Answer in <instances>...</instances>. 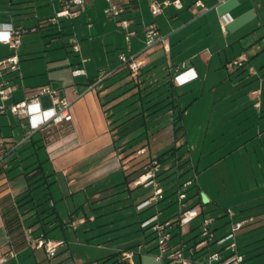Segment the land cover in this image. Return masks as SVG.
Returning <instances> with one entry per match:
<instances>
[{
    "label": "crops",
    "instance_id": "0c3cea01",
    "mask_svg": "<svg viewBox=\"0 0 264 264\" xmlns=\"http://www.w3.org/2000/svg\"><path fill=\"white\" fill-rule=\"evenodd\" d=\"M112 1L124 8L122 15L131 20L130 27L136 31L135 36L127 44L124 43L125 48L121 46L123 29L116 24V19L104 16V9ZM179 1L180 7L169 4L161 13L153 16L149 0H88L86 6L89 8L76 18L41 25L44 19L54 16L62 7L61 0H0V58L13 52L1 41L8 23L26 28L38 27L35 31L42 33L43 37H49L51 41L63 40L68 49L67 57L47 56L43 40H39L42 46L38 44L39 41L34 45L33 39L21 35L20 45L16 49L18 69L5 71L0 76V82L8 80L15 86L10 97H0V106L6 107L0 113V252L6 257L0 264H83L101 258L106 261L108 259L105 257L115 253L113 260L134 264L136 250H145L152 255L155 248H152L154 242L147 239L151 231L141 227V222L153 215L161 220L168 219L177 212L162 217L161 212L157 211L141 219L139 226L146 237L143 244L131 245L129 241L119 243L111 253L87 256L85 260H80L84 262L78 263L72 258L73 252L69 250V240L65 235L64 244L53 257H48L44 248H34L26 242L24 229L29 226L24 222V214L29 211L22 212L15 198L27 189L25 172L38 164L50 182L51 199L55 197L52 183L60 180V196L66 203L68 217L63 219L52 204L55 214L31 227L35 237L39 235L35 230L42 223L57 226L60 221V226L72 228L70 221L82 219L72 228L77 235L80 225L96 221V209L131 197V191L140 185L152 187V192L146 197L138 201L132 199L136 210L141 212L168 200L175 193L177 187L169 192L162 184L164 179L172 173L182 175L191 169L193 175L183 181L193 182L191 186H194L195 192L189 196L191 201L201 202V214H204L205 204L212 203L220 208V191L213 192L206 188L208 178H205V170H213L222 162L224 167L220 168L218 178L224 187L226 183L234 187L235 179L240 186L248 187L247 192L238 193V197L235 188L231 189L228 195L233 194V202L261 203L260 199L264 197V0H199L202 5L197 4L198 0ZM43 4L45 12L40 14L39 6ZM118 18L123 17L120 14ZM150 23L156 25L160 35L167 37L168 51L159 41L146 46L145 28ZM64 34H67V40L62 37ZM80 36L102 40L108 36L106 45L113 48L109 51L122 50L116 53L119 64L101 77L83 78L88 75L87 66L91 58L79 56L83 48V43L77 40ZM75 42L78 50L72 47ZM121 53L143 59L137 81L132 80L128 68L122 65L119 58ZM241 55L246 57L242 65H228ZM72 56L78 58L73 59ZM37 58L46 60L32 63ZM182 63H185V69L178 78H174L181 70ZM62 66H69L71 72L81 68L84 73L76 76L71 73L74 81L70 82L64 80L61 74L52 73ZM249 67H253L254 71H250ZM122 74L128 80L124 86L117 81ZM40 85L56 89L70 102V117L31 129L27 118L12 113L8 107L34 95V89ZM117 92L126 93V98L133 100L131 103L135 102L136 107L125 111L127 117L114 125L116 119H111L107 102L115 105ZM38 101L42 109L53 106L47 93L40 94ZM163 110L169 111L173 120L178 116L181 128L174 132V149L159 160L160 168L155 182L162 188L161 197L139 207L153 196L154 184L136 185L133 181L137 177L132 179L133 175L127 177V174L140 164L147 166L159 154H153L149 144L140 138L145 146L127 148L124 145L144 131L120 143L116 128H125L135 122H152ZM32 120L35 123L38 117ZM150 131L154 132V127L148 129ZM123 135L127 138L131 132H124ZM22 149L32 151L36 158L28 164H25L28 161L18 164L24 181L12 188L7 174L8 157ZM135 149L133 154L125 156ZM131 157L141 160L140 164L131 167ZM167 157H172L171 165L162 163ZM211 176L215 181L216 174L212 173ZM241 191L244 192L243 189ZM173 202L176 200H171L165 207ZM32 213L35 214V210ZM45 215L42 213L38 219ZM245 217L238 220L244 221L240 228L250 222L264 221V215L248 216V220ZM175 235L177 230L173 232V237ZM192 243L193 239L187 245ZM128 250L133 252L131 259L120 261L121 253ZM10 251L14 252L13 256H10ZM239 253L245 260V254Z\"/></svg>",
    "mask_w": 264,
    "mask_h": 264
},
{
    "label": "rangeland",
    "instance_id": "374dc122",
    "mask_svg": "<svg viewBox=\"0 0 264 264\" xmlns=\"http://www.w3.org/2000/svg\"><path fill=\"white\" fill-rule=\"evenodd\" d=\"M87 1L88 0H85V6L81 13H84V11L87 8H89L86 6ZM112 2L114 3V1ZM39 7H40L39 8L40 14H44L45 5L43 4ZM104 16L106 18L109 17L105 14V12H104ZM121 16L125 18L124 15L121 14ZM112 34H114V32ZM122 35L124 37V40L121 41L123 43V45L121 46L125 48L124 43L127 44L128 41L126 40L124 33ZM22 36H25L26 38L30 37L31 39H33L34 45H36L35 44L36 41L43 40L44 48L47 50L45 52L47 56H51V55L55 57L68 56V52H67L68 49L65 46L63 40L51 41L49 37H43L42 33L32 29L24 32ZM108 36L104 40H102L101 38H93V37H85V38H82L81 36L79 38L76 37L78 43H83L82 46L83 48L82 51L79 53L80 54L79 56L91 58V61L90 63H88L87 66L88 75L83 76V78L93 79L95 77H101L103 75H106L105 73L107 71L113 70L119 64V60L116 57L117 56L116 53L117 51L121 52L122 50L109 51V49L112 50L113 48L109 45H106V42H108L107 41ZM62 37L64 38V40H67L68 38L67 34H64ZM41 41L38 42L39 45H41ZM72 58L76 59L78 57L72 56ZM45 60H46L45 58H37L35 60H32V63H37ZM52 73L61 74L64 77V80H69L70 82L74 81V77L71 74L72 72L70 71L69 66H62L58 70H54ZM117 81L120 82V85L124 86L128 80H126L122 74L121 79ZM116 95L117 97L115 100L117 103L115 105L107 102L108 110L109 113L111 114V119H116V121L113 122L114 125L120 123L119 121L120 119L127 117L126 115H124L125 111L129 109L130 110L134 109L136 107L135 102L131 103L133 100L126 98V93L117 92ZM174 124L175 123L173 121V116L171 115V113H169V111L167 110L165 111L163 110L154 118L152 122L141 123V124L135 122L132 123L131 125L128 126L126 125L127 127L125 128H121L124 126L117 127L116 136L119 142L121 143L127 140L128 138L133 137L136 134L138 135V133L140 134L142 131H144L139 136V138L145 140V142L149 144L151 152L155 155L157 154L167 155L175 147ZM152 127H154L155 131L148 132V129H151ZM124 132H128V133L131 132V135L125 138L123 137ZM31 152L32 151H28L27 149H22L19 152L17 151L13 152L8 157L7 163L9 165H8L7 174L12 188L19 186V183L21 181H24L23 176L20 174L21 166H19L18 164L20 162H27V161L28 162L25 164H28L33 160H35L36 155L31 154ZM171 158L172 157L165 158L164 160H162V163L170 164ZM223 165L224 163L222 162L219 166H216L213 170H205L206 171L205 175H207L205 178L206 179L208 178V185H206V188L213 192H217V190L220 191L219 196H220V200H222L220 203L221 207L216 208L215 205H213L212 203L205 204L203 206L204 214L198 215L190 222V227H194L193 230L187 234L175 235L174 237H172L170 241L171 243H175L180 240L185 241L186 244L192 242L191 238L194 235L198 234V232L200 231L199 224L205 218L212 220V225H211L212 229L214 230V232L217 234L218 237H221L222 235L227 234L231 230L232 223L238 222L239 218H241L242 216H247L245 218L246 220H248V216H252V215L254 216L256 214L257 216L264 215V197L260 199L261 203H254L256 205L253 204V201L244 204L233 202L234 200L233 194H231L232 196H229L228 195V193L230 194L229 191L235 188L236 196H237L238 193L241 194L246 193L248 187L240 186L237 179L234 180V187H232L228 183H226L225 185L226 187H224L222 181L220 180V178H218L220 168H223L224 167ZM193 173H194L193 169L185 172L182 175H177L176 173H172L169 177H167L162 181V184L169 189L168 190L169 192H171L177 187V185L173 186L174 184H177V182L178 183L183 182L184 180L190 178L193 175ZM212 173L216 174L217 176L215 181L212 179L211 176ZM59 181L52 183L53 184L52 188L55 197L53 199L44 202L42 205L38 206V208L42 209L44 207H48L54 204L56 209L60 213L61 217L63 219H67L68 217L67 207L65 201L61 199L60 196ZM241 188L244 190V192L241 191L242 190ZM151 192H152V187H144L143 185H140L136 190L131 191L132 194L131 197L118 201L113 205L100 207L96 209L94 213V215L97 216L96 221L93 223L87 221V223H85L84 225H80L77 235L75 231L68 226H64V225L53 226L48 223L46 224V226L44 225L46 229H44V226H39L36 228L35 231L38 232L37 234L39 235H44L45 231L47 230V235H45V237L51 240H59L58 238H60V240L63 241L66 235L68 237L67 240H69V246H70L69 250L70 252H73L72 258L74 259L75 262L78 263L84 262L80 260H85L87 256H104L108 253H111L114 250L113 248L117 246V244L119 243L129 241L131 242L130 243L131 245H135L136 243L143 244L146 240V237L144 232L140 229L139 221L157 211L161 212L162 217L169 215L173 212L178 211V207H179L177 202L175 203L173 202L172 204L165 207V205L168 204L171 200L172 201L176 200L177 194L174 193L168 197V200L166 199L164 201H160L152 206H149L143 211L138 212V210H136L134 203H132V199L138 201L139 199L149 195ZM194 192H195L194 186H190L187 190V195L191 196L194 194ZM127 195L129 196V192H127ZM29 207L30 204L23 205L21 211L24 212ZM224 208L230 210V213H227V210ZM224 213L226 214L224 215ZM233 215L236 216L233 217ZM37 218L38 215L33 214L32 211L31 212L29 211L28 213L24 214V222L26 225L35 222ZM124 221H126V223H123ZM84 228L85 229L89 228V230L84 231L83 230ZM234 234H235V241L237 242L238 245V251L244 253L246 256L245 260L240 262V264H264V221L262 222V220H257L255 222H250L243 228L236 229ZM147 239L152 240L154 242L152 248L156 246L153 234H150L147 237ZM228 242L229 240L225 241L224 244L221 246L217 245L216 243H212L209 245L208 250L210 252L219 251V254L223 256L226 253L230 252L227 247ZM156 252H157L156 247L152 249V255H149L145 250L143 252L140 250H136L134 264H158V262L154 258V254ZM140 255H141V259H140ZM83 264H129V263L128 262L120 263L117 260H113L112 258L103 261V258H101L99 260H95Z\"/></svg>",
    "mask_w": 264,
    "mask_h": 264
},
{
    "label": "built area",
    "instance_id": "2783aa9c",
    "mask_svg": "<svg viewBox=\"0 0 264 264\" xmlns=\"http://www.w3.org/2000/svg\"><path fill=\"white\" fill-rule=\"evenodd\" d=\"M62 7L56 11L54 16L45 19L43 22L45 24L53 23L58 24L60 19H73L82 12L85 6V0H61ZM174 4L180 7L179 0H149V8L153 16L158 15L162 12V9L169 5ZM197 4L202 5L198 0ZM124 8L116 3H109V5L104 9L107 16L116 19V24L121 27L124 31L126 40L129 42L130 39L135 36L136 31L130 27L131 20L126 18H118L122 14ZM34 30V27L26 28L22 26H15L11 23L6 25L5 36L1 39L2 42L7 44L13 52L6 56L0 58V76L3 75L5 71H14L18 69L19 57L16 53V49L20 45L21 35L28 31ZM161 42L163 48L168 51L167 37L160 35L156 25L150 23L145 28V44L147 47L153 45L156 42ZM74 50H78V45L75 42L72 46ZM122 65H124L129 70V75L132 80L137 81L140 68L143 64V59L137 56L127 55L121 53L119 55ZM246 61V57L241 55L237 59L230 62L229 66L242 65ZM185 63L180 65V71L175 75L174 78H178L185 69ZM250 71H254L253 67H249ZM84 70L81 68H76L72 70L74 76L83 74ZM15 86L11 84L8 80H3L0 82V97L2 99L11 96L12 91ZM47 93L52 99L53 106L48 109H42L40 107L38 96L40 94ZM70 102L64 97L59 95L56 89L50 88L48 85H40L34 89V95L24 99L19 102L11 104L8 109L20 116L27 118L28 125L31 129H37L42 125L59 122L70 117L69 114ZM6 107L0 106V113L5 111ZM34 117H38V121L32 122ZM32 120V121H31ZM1 150V141H0ZM1 157V151H0ZM160 168V162L156 159L152 160L146 167L145 171L139 175L133 182L134 184L141 183H153L154 193L153 196L148 200L142 202L139 207L147 205L152 200H157L162 195V188L157 186L155 182L156 173ZM192 180L185 181L177 186L176 188V202L178 203V211L176 214L168 219L161 220L157 215L141 222V227H147L148 230L154 235V240L156 243L157 252L154 254L155 260L158 264H240L243 261V255L239 253L237 242L235 241V230L243 225L244 221H238L232 223L231 230L222 237H217L214 230L212 229V220L205 218L200 224V231L193 239L191 245H187L185 241H178L171 244V239L173 237V232L177 230V234H187L190 233L191 227L190 222L192 219L201 214V202L191 201V197L187 195V190L192 184ZM227 213L230 210L226 209ZM83 220L70 221L69 225L75 228L79 222ZM24 235L26 242L34 248H44L48 257H53L57 249L64 244L63 241L51 240L46 238L44 235L33 236V230L31 227L24 229ZM227 247L229 253L227 255L221 256L219 251L210 252L208 247L212 243L218 245H223L225 241H228ZM14 252L10 251V256H13ZM133 255L131 250L123 251L120 255V261L130 260ZM5 255L0 252V263L5 260Z\"/></svg>",
    "mask_w": 264,
    "mask_h": 264
},
{
    "label": "trees",
    "instance_id": "16d2710c",
    "mask_svg": "<svg viewBox=\"0 0 264 264\" xmlns=\"http://www.w3.org/2000/svg\"><path fill=\"white\" fill-rule=\"evenodd\" d=\"M43 21L41 22V25H45V23ZM37 29H38V27H34V30H37ZM173 121L175 123L174 124L175 125L174 126V132L176 133L181 128V124L179 123L178 116H176ZM124 145H126L127 148H130L132 146H145V144L141 143V140H139V137H135V138L128 140ZM123 147H125V146H123ZM135 151H136V149L130 153H127L125 156H129V155L133 154V152H135ZM161 157H162V155H158L157 158H153V159H151V161L154 159L159 161ZM134 159H135V157H131L129 160V161H131V160L133 161L131 164V167H134V166H137L140 164L141 160H134ZM145 167H146L145 163L142 165L140 164L139 166L133 168L132 171L129 174H127V177L131 174V175H133L132 179H135L136 177H138L139 175H141L145 171ZM25 176H26V179L28 181V186H27V189H25L23 192L19 193L15 197L16 203L18 204L19 207H22L23 205H26V204H30V207L26 211L35 210V214H37L38 217H41L42 213H46V215L43 218H39V219L37 218V220L35 222L28 225L29 227H32L33 225L38 223L40 220H43L44 218H47L50 216H53L55 214V212L53 209V205L48 206L44 210H38V206L42 205L44 202L51 199L50 191H49L50 182L47 181V176L43 175L41 166L39 164L34 166L32 169L25 172ZM53 219L55 220L56 217L54 216ZM52 220H50L49 222H52ZM43 225H44V223H42L40 226H43ZM58 225H62V223L59 221V222H57V226ZM194 237L192 239H194ZM116 254L117 253L108 255L105 258H107V259L113 258L116 256Z\"/></svg>",
    "mask_w": 264,
    "mask_h": 264
}]
</instances>
